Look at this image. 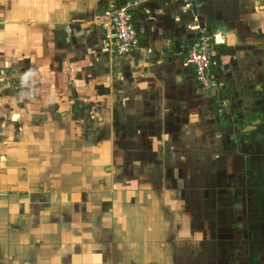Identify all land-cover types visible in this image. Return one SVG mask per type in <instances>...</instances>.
<instances>
[{
  "label": "crops",
  "instance_id": "crops-1",
  "mask_svg": "<svg viewBox=\"0 0 264 264\" xmlns=\"http://www.w3.org/2000/svg\"><path fill=\"white\" fill-rule=\"evenodd\" d=\"M130 1L134 0H0V131L7 124L6 109L14 92L17 105L36 95L33 117L42 123L46 105L59 117L60 108L67 107L60 99L64 96L85 101L87 110L89 102L95 104L97 114L92 110L89 120L95 117L103 124L100 128L108 137L121 134L125 139L133 130L126 137L133 142L142 137L170 144L176 130V140L183 144L218 112L216 96L202 90L186 62L187 49L200 33L220 31L222 41L213 46L212 69L223 88L214 94L232 98L227 107L231 115H239L245 107L240 121L244 131L236 135L245 148L242 169L249 201L244 216L236 220L229 215L234 209L224 205L216 212H228L230 218L222 219L206 207L201 209L204 221L201 218L197 224L201 204H190L187 220L160 223L35 216L8 237L4 229L8 226L0 222L4 229L0 264H264V0H195L191 8L179 0H138L132 6L136 49L118 56L104 39L103 12L111 3L121 6ZM18 65L29 71H19ZM46 78L52 79L49 87ZM31 88L34 92L29 93ZM23 117L18 123L26 128L21 140L24 134L31 135L32 128L29 116ZM218 117V125L222 119L230 124L229 114ZM45 130L41 136L38 131L33 134L35 156L41 162L46 137L53 138ZM75 142L72 139V146ZM102 143L104 149L109 142ZM103 149L87 148L88 155L75 152L71 160L96 162ZM81 150L86 151L84 144ZM78 173L66 179L90 184ZM9 175L3 176L6 183ZM13 198L9 194L10 202ZM29 205L33 211L41 207L28 201Z\"/></svg>",
  "mask_w": 264,
  "mask_h": 264
},
{
  "label": "rangeland",
  "instance_id": "rangeland-1",
  "mask_svg": "<svg viewBox=\"0 0 264 264\" xmlns=\"http://www.w3.org/2000/svg\"><path fill=\"white\" fill-rule=\"evenodd\" d=\"M23 61L25 64L26 60ZM19 66L20 71L23 67ZM12 68L17 67L12 65ZM22 70L29 71L26 68ZM16 78L20 77H14L15 81L18 80ZM45 81L46 87H49L47 82H52V79L50 81L46 78ZM222 88L223 83L220 86L221 90ZM28 92H34V89L31 88ZM213 95L216 96L213 103L218 112L210 122H205L202 130H197L198 133L192 130V137H187V141L185 136L183 144L176 140L179 132L174 130L170 144H160L157 143L160 139H154L153 142L142 137L135 142L127 139L133 130H129L130 135L125 139L121 134L108 137L102 132L103 128H100L103 124L94 120L95 117L89 120L92 110L94 116L97 114L95 104L88 103L89 111L85 101L74 98L67 100L64 96L60 99L67 107L60 108L59 117L56 112L51 113V107L46 105L48 111L44 113L45 121L42 123L40 118L37 120L36 116L33 117L34 111H37L34 101L36 95L32 99L26 98L28 101L22 100L23 103L17 102V105L13 92L9 97L12 99L10 107L6 109V115L3 113L7 124L1 130L3 135H0V222L8 226L4 228L8 231L5 236L15 234V230H20L18 226L24 224L25 219L35 216L67 221L125 219L128 223L137 219H154L157 223L171 218L187 220V208L190 204H201L198 219L194 220L197 224L204 221L202 208H210L208 213L213 215V212L215 214L224 205L234 209L233 214L229 212L231 217L240 220L244 216V206L249 201L245 196L246 185L242 169L245 148L237 139L238 131L241 134L244 131L243 121H240L244 118L245 107L239 115H231L227 107L232 98L222 93L215 95L213 92ZM226 114H229L230 124L224 123L226 120L222 119L223 122L218 125V116L224 118ZM23 115L29 116L32 122L29 126L32 128L31 135L24 134L21 140L22 129L26 132L23 124H18L24 119ZM44 128L45 134L52 135L53 138L46 137L44 159L41 162L35 156L33 134L38 131L41 136ZM76 128L78 130L70 138L71 131ZM226 136H232L230 142ZM72 139L76 141L75 146H72ZM104 140L109 143L104 144L103 149L101 145ZM79 143L85 145L86 151H79ZM87 148L103 149L98 161L87 162L79 157L71 160L75 157V152L88 155ZM259 157L261 158L258 156V159ZM85 166L91 167L85 169ZM78 171L82 173L80 180H87L90 184L76 185L69 182L72 179H66L67 176L79 174ZM9 172L6 183L3 176ZM62 178L65 179L61 184L55 183ZM9 194L14 196L13 202H10ZM28 201L40 204V209L33 211L30 205L27 208ZM216 214L222 219L230 218L228 212L222 210ZM4 229L0 228V232ZM161 242L159 239L158 243ZM189 245L193 243L189 242Z\"/></svg>",
  "mask_w": 264,
  "mask_h": 264
},
{
  "label": "built area",
  "instance_id": "built-area-1",
  "mask_svg": "<svg viewBox=\"0 0 264 264\" xmlns=\"http://www.w3.org/2000/svg\"><path fill=\"white\" fill-rule=\"evenodd\" d=\"M184 8H191L195 0H179ZM138 0L126 2L121 6L111 3L103 12L104 39L114 54L126 55L136 49L137 32L132 6ZM222 41L220 31L200 33L188 47L186 62L192 66L194 77L202 90L214 92L222 82L212 69L213 46Z\"/></svg>",
  "mask_w": 264,
  "mask_h": 264
}]
</instances>
